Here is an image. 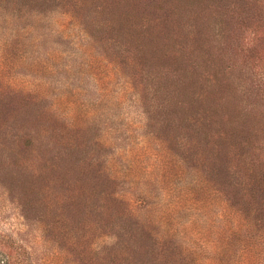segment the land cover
I'll return each mask as SVG.
<instances>
[{
	"label": "rangeland",
	"instance_id": "374dc122",
	"mask_svg": "<svg viewBox=\"0 0 264 264\" xmlns=\"http://www.w3.org/2000/svg\"><path fill=\"white\" fill-rule=\"evenodd\" d=\"M0 264H264V0H0Z\"/></svg>",
	"mask_w": 264,
	"mask_h": 264
}]
</instances>
